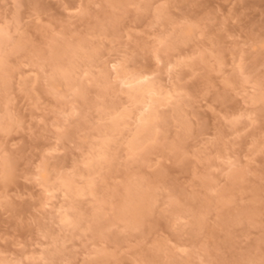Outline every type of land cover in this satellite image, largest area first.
Returning <instances> with one entry per match:
<instances>
[{"label": "rangeland", "instance_id": "374dc122", "mask_svg": "<svg viewBox=\"0 0 264 264\" xmlns=\"http://www.w3.org/2000/svg\"><path fill=\"white\" fill-rule=\"evenodd\" d=\"M0 264H264V0H0Z\"/></svg>", "mask_w": 264, "mask_h": 264}, {"label": "bare ground", "instance_id": "6f19581e", "mask_svg": "<svg viewBox=\"0 0 264 264\" xmlns=\"http://www.w3.org/2000/svg\"><path fill=\"white\" fill-rule=\"evenodd\" d=\"M136 81L144 82L145 79H144V78H137ZM133 82H134V81H133ZM129 83H130V82H129ZM144 83H145V82H144ZM144 83H143V84H144ZM123 84H124V82H123ZM140 84H141V83H140ZM140 84H138L139 86H138V88H137L136 90L134 89L136 92L142 90L143 92L145 91L146 93H148V95L154 93V92H152V91H153L152 89H151L152 91L149 90V88L147 89L148 86H147V87L145 86V85H147V84H145L144 86H142V84H141V85H140ZM145 87H146V88H145ZM131 89H132V87H131ZM132 90H133V89H132ZM142 91H141V92H142ZM135 96H136V95H135ZM150 96H151V95H150ZM135 98H137V97H135ZM143 106H144V109H145L146 111H147V110L149 111L150 106H151V101L146 102V104L144 103ZM142 108H143V107H142ZM150 111H151V110H150ZM146 115H148V114H146ZM146 115H144V116H146ZM148 117H150V115H148L146 118H142L143 120L140 121L141 126H143V128H144V125H145V124L148 122V120H149ZM152 118H153V116H152ZM152 121H153V120H152ZM149 124H150V123H149ZM149 124H147V125H149ZM140 128H141V127H140ZM143 128H142L141 130H143ZM146 128H147V126H146ZM148 128H149V127H148ZM137 137H138V135H137ZM135 138H136V137H135ZM138 139L140 140V138H138ZM136 140H137V138H136ZM136 140H134V142H133V140H132V142H133L132 144H133V145L136 144V142H137ZM135 146H136V145H135ZM43 179H45V178H43Z\"/></svg>", "mask_w": 264, "mask_h": 264}]
</instances>
